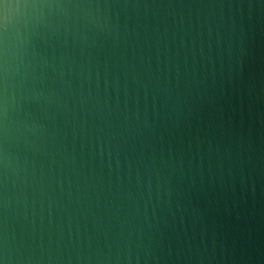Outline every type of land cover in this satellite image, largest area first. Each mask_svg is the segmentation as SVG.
<instances>
[{"label": "clouds", "instance_id": "clouds-1", "mask_svg": "<svg viewBox=\"0 0 264 264\" xmlns=\"http://www.w3.org/2000/svg\"><path fill=\"white\" fill-rule=\"evenodd\" d=\"M254 13L264 0H0V264H264L208 198L264 169L221 103Z\"/></svg>", "mask_w": 264, "mask_h": 264}, {"label": "water", "instance_id": "water-1", "mask_svg": "<svg viewBox=\"0 0 264 264\" xmlns=\"http://www.w3.org/2000/svg\"><path fill=\"white\" fill-rule=\"evenodd\" d=\"M249 53L232 83H226L221 103L231 127L253 145L264 147V21L254 13L250 27ZM208 198L218 201L222 211L218 225L222 235L240 248L264 247V169L253 166L246 181L209 190Z\"/></svg>", "mask_w": 264, "mask_h": 264}]
</instances>
